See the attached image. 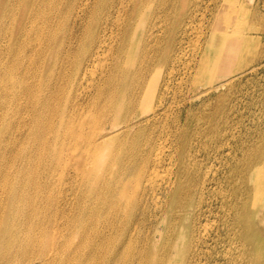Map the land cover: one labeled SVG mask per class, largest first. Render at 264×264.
I'll list each match as a JSON object with an SVG mask.
<instances>
[{"label":"bare ground","instance_id":"1","mask_svg":"<svg viewBox=\"0 0 264 264\" xmlns=\"http://www.w3.org/2000/svg\"><path fill=\"white\" fill-rule=\"evenodd\" d=\"M219 1L211 78L245 34L239 0ZM189 3L0 0V264H264V135L227 151L215 212L169 119Z\"/></svg>","mask_w":264,"mask_h":264},{"label":"rangeland","instance_id":"2","mask_svg":"<svg viewBox=\"0 0 264 264\" xmlns=\"http://www.w3.org/2000/svg\"><path fill=\"white\" fill-rule=\"evenodd\" d=\"M190 3L187 9L190 15L185 18L183 36L176 28L169 34L172 51L165 70L171 71L169 78L171 86L165 104L171 111L169 119L176 114L180 115L181 122H184L189 130L192 155L198 157L207 173L203 206L205 200H209L212 202L210 207L216 212L218 200L212 192L218 194V188L214 187L218 182L217 176L223 177L229 171V169L226 171L224 166L227 151L233 149L238 153V148L243 146V143L247 146L264 135V0H239L238 5L245 14H243L245 34L241 41V51L239 55L238 50L228 53L229 61L222 68L218 78H211L202 73L201 65L207 56L206 40L210 34L211 22L221 2L190 0ZM160 43L163 47L164 39ZM224 56L226 55L223 54ZM163 166L166 168L168 165L166 163ZM214 181L217 182L214 184ZM214 217L215 213H212L205 228L210 229ZM202 221H205L203 217Z\"/></svg>","mask_w":264,"mask_h":264}]
</instances>
